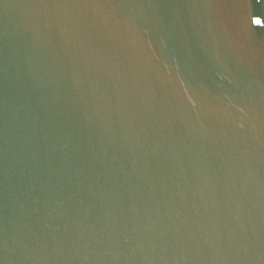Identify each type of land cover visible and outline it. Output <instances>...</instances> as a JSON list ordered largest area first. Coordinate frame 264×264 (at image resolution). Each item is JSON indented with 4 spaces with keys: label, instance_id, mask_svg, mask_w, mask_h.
I'll return each instance as SVG.
<instances>
[{
    "label": "water",
    "instance_id": "1",
    "mask_svg": "<svg viewBox=\"0 0 264 264\" xmlns=\"http://www.w3.org/2000/svg\"><path fill=\"white\" fill-rule=\"evenodd\" d=\"M0 264H264V0H0Z\"/></svg>",
    "mask_w": 264,
    "mask_h": 264
},
{
    "label": "snow or ice",
    "instance_id": "2",
    "mask_svg": "<svg viewBox=\"0 0 264 264\" xmlns=\"http://www.w3.org/2000/svg\"><path fill=\"white\" fill-rule=\"evenodd\" d=\"M257 23H259V21H257Z\"/></svg>",
    "mask_w": 264,
    "mask_h": 264
}]
</instances>
